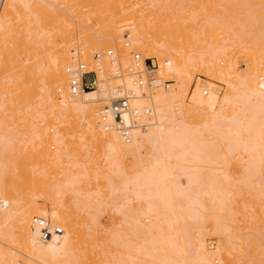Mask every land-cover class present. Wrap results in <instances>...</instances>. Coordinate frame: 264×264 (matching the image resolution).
Here are the masks:
<instances>
[{
  "label": "bare ground",
  "instance_id": "obj_1",
  "mask_svg": "<svg viewBox=\"0 0 264 264\" xmlns=\"http://www.w3.org/2000/svg\"><path fill=\"white\" fill-rule=\"evenodd\" d=\"M171 1L167 0V2ZM225 1L230 5L233 2L232 4L235 3L238 5L235 6L241 8L238 3H243V6L255 0ZM1 2L2 0L0 4ZM3 2L6 5L4 6L3 3L4 9L0 14V74L6 70L7 60L14 54V49L21 55L27 47H25L23 34L17 37L16 46H10L12 14L16 13L19 7L29 9L33 4L32 15L35 22L32 24L35 25L40 18L50 19L51 22L48 23L49 28L43 25L47 27L45 28L47 30L44 32L42 29L41 36L39 32L37 33L38 37L40 36L39 45L35 43L39 47H36V44H30L36 47L31 49L35 51L34 55L37 57L31 55L34 57L31 59H39V61L32 64L29 60L31 65L27 71L25 70L24 77L17 75L18 95L16 97L10 95L12 94L10 86H6L0 79V106L5 112L16 110L18 113V109H21L22 113L31 111L30 114L34 113L37 117L39 114L38 118L45 116L48 119L53 116L55 120L51 118L50 122L48 119L50 123L48 125L49 129L51 128L50 131L53 130L50 135L55 144L69 142L70 138L78 137V135L84 138L103 158L105 187L118 182L117 192L120 196H125L126 200L115 210L123 214L125 223L131 226L130 231L134 233V237L132 242L122 239L117 242L118 244L114 242L116 245L114 244L111 249L100 248L104 242L100 240L99 235L95 236L94 232L97 229L94 228L95 223L92 220L94 225L91 223L90 230L94 232L90 234L94 236L92 238L89 234L92 240L88 241L86 228L90 226L87 223L89 219L84 222V226H81L75 212L60 208L53 201L54 199L40 196L41 190L36 188L42 189L41 184L44 182L47 184L45 180L48 178H38L31 171L30 174L27 173L29 179L30 175L33 176L35 180L33 184L35 182V185L36 183L40 185L34 186L35 190L31 187L34 194L30 195V188V193L27 194L28 191H26L27 196H25L22 193L25 187L22 185L26 181V183L32 182L26 178V174L19 175L25 178H22L25 182L20 181L22 183L18 186L21 185V187L17 188L18 183L15 181L17 184L13 186L16 188L13 189L14 191L11 189V182L14 179L0 175V264H136L138 261H141L140 264H210V262L211 264H237L238 260L243 259L248 253L252 255V258L254 257L253 264H264V241L260 243L259 238H262L264 233L259 234L260 236L257 233L259 230L260 232L264 230L258 214L260 212L264 216L261 210L264 208V182H262L264 176L256 181V184L259 183L258 186L253 187L254 190L259 189L258 191L251 190L254 184L251 182L252 178L248 176L249 171L257 170L264 165V14H262L264 11L256 15L257 13L248 11V5L245 4L248 13L239 11L240 14L244 13L243 16L239 14V17L237 14L238 19L232 15L236 12L231 11L236 10V7H232L233 9L227 7V11L220 10L214 18L206 13L197 14L196 19L200 25L195 27L197 36L200 38L203 33L211 30L213 33L214 30L217 34L220 32L222 39L214 38L215 41H210L212 39L210 36H213L211 33L208 37L206 36L207 39L201 38L199 44L193 47L197 49L180 52L178 47L167 41L169 39L164 41L165 38H162L161 34L158 37L156 35L159 33H153L155 28L153 26L157 24L160 16L156 15L157 13L165 10L172 11L173 14H167L168 24L172 20L173 22L178 20L179 16L174 12L173 1L170 4L163 3L164 0H141L137 3L136 0L135 2L133 0H4ZM59 10L69 17L73 15L80 20L82 27L78 29V34L69 17L67 18ZM228 10L233 13H229ZM100 13L110 14V18L97 19L96 26L100 27L99 34L105 41L101 48L108 47V39L117 38L115 34L119 31H130L128 46L130 44L132 46L118 48V50L112 49L118 61H121L122 69L132 64L131 51L135 50L141 53L144 59L160 60L161 64L153 73L161 72L162 79L166 77L174 82V87L166 91L163 86L164 79L154 80L153 86L145 84L138 87L128 78V88L137 95L131 101L132 108L137 113L139 124L148 125L146 130L135 129L129 141L114 131L106 132L97 128V113L102 100L100 93L73 95L69 90L70 75L67 73V67L75 64L73 51L76 41L78 40L79 43L77 51L84 53V60L85 57L90 56L86 52L94 46L92 38L87 33L90 28L84 16L92 19L93 15ZM245 13H250V18ZM241 18L243 21H240ZM165 22L167 21H163V24ZM38 37L36 36V40ZM93 50L98 51V48ZM239 56L245 62H248L249 58L253 59V72L243 73L236 70L235 63L238 62ZM220 62L226 65L220 67ZM105 63L107 70L111 72L109 62L105 61ZM197 74L208 76L215 82L224 84L225 93L221 95V90L214 83H208L205 89L201 88L202 85L199 83L192 88L193 79ZM22 79L23 81L27 79V83L32 79L29 83H33V87L30 85L29 90H34V93L38 91L34 101L36 106L30 107V110L21 104L23 95L20 90L27 88L23 87L26 82L22 83ZM191 91V101L187 102ZM33 109L37 114L33 112ZM62 112H65L71 121L63 122ZM53 121H57L55 122L57 124L52 123ZM62 124L67 126L62 128ZM217 141H224V147L230 157L237 152V156L242 161L240 163L237 161L238 165H243L241 172L238 168L241 177H235V179L233 174L234 184L231 185L237 189L236 191L232 189L225 192L220 189V185L225 184H221L220 175H215L220 170L217 166L219 162L211 159L213 153L210 151ZM147 149L148 153L145 152ZM144 154L147 155L146 162L141 161ZM130 159H133V174L127 172ZM75 161L73 164L69 163L70 170L66 169L71 173L66 187L70 189V192L80 194L78 207L88 209L85 213L93 215V209H98L102 204L101 198L80 192L84 189L83 184L89 182L86 179L92 177L90 172L93 168L89 164L93 160ZM6 164L10 166H8L9 169H13L8 162ZM39 165L43 166V163L40 162ZM240 165L238 167H241ZM47 170L52 171L51 168ZM1 171L4 174L5 168H1ZM225 177L222 179L227 182L226 180H229L232 174L230 178ZM29 184L33 186L32 183ZM79 185L82 186L79 187ZM241 189H247L249 192L251 190L256 195V198L252 196L253 194L251 195L252 200L246 195L250 197L248 201H252L253 205L258 204L255 199L259 198V203L263 205V207L259 206L262 213L257 205L255 206L258 210L250 208L252 205L249 207L251 204L249 202H246L249 204H245V207L241 206V203L246 201V197L240 195L243 191ZM97 194L101 195V191ZM239 195L245 200L239 201ZM135 201L138 202L139 208L131 206ZM219 201L222 203L220 204ZM217 202L220 205L216 204V209L217 205L220 208L219 211L214 212L210 205ZM34 217L46 218L54 225L61 226L64 234L43 241L41 230L33 225ZM257 218H260V222L256 221ZM223 219L225 223L222 227L220 220ZM241 219L245 221L255 219L256 222H249V225L255 223L250 227L256 226V229L261 223L259 224L261 228L256 230L253 227L257 235L250 234L252 241L248 239L250 236L247 238L245 234L243 238L246 237L249 242L240 240L242 235L240 237L238 232L240 227L238 222ZM144 220H149L151 223L146 225ZM245 221L242 222L245 224ZM243 223L240 225L242 226ZM246 227L242 226L244 230ZM201 229L203 232L207 231L206 234L202 233ZM194 231H198V234ZM208 234L211 235L208 236ZM212 234L218 238L214 246L217 248L215 255H218L219 259L216 258L214 261H211L207 255L213 244H209L207 238L205 239V236L210 238ZM253 236L254 239H252ZM255 239H259V244Z\"/></svg>",
  "mask_w": 264,
  "mask_h": 264
},
{
  "label": "rangeland",
  "instance_id": "obj_2",
  "mask_svg": "<svg viewBox=\"0 0 264 264\" xmlns=\"http://www.w3.org/2000/svg\"><path fill=\"white\" fill-rule=\"evenodd\" d=\"M3 1L4 0H2V2L0 4V14H2V11L4 9L3 7L6 5L5 4L6 1L5 2H3ZM133 1L135 2V0H133ZM164 1L165 2H163V3H168V4L172 3V1H173L172 4L175 8L174 12L179 16L178 20H176V21L174 20V22L172 20L173 24H171L172 22H170V24H168L167 16L173 14L172 11L165 10V11H167V13H164L165 11H161V13H159V14L157 13L156 15H160V16L159 17L157 16L158 19H157V17H155L157 19V24L153 26V28L155 27L154 29H156V31L153 29V33L154 34L159 33L156 35L158 37L161 34L160 36L162 38L163 37L165 38L164 41L169 39L167 41L168 42L170 41L172 44H174L176 47H178L177 49H179L180 52H190L192 50L197 49V48H193V47H196L199 44V40L201 38L207 39L206 36L208 37V35H211V33H212V30H211L210 32L203 33L202 37H200V38H199V36H197L195 27L200 26L199 21H197V19H196L197 14H205L206 13V15L212 16V18H214V17H217L218 11H220V10L224 11L227 9V7H228V9H233L232 7H236L235 9L237 11L231 10V11L236 12V13H233L230 10H228V11H230L229 13H231V14L233 13L232 15L237 18V16L238 17L240 15L243 16V13L245 11L247 12V10H248V9L246 10V8H245L246 3L243 6H242L243 3L242 4L238 3L239 6L241 7V8H239V7H237L238 6L237 4H235V3L232 4L233 2H231V5H230V3H227V1H225V0H172L171 2H167V0H164ZM168 1H170V0H168ZM134 2H131V3H134ZM137 2H141V0H136V3ZM3 3H4V6H3ZM136 3H134V4H136ZM165 5H167V4H165ZM235 5H237V6H235ZM246 6L249 8L248 11L251 10L252 12L257 13L256 15H258V12H262V10L264 11V0H255L251 4L250 3L246 4ZM33 11H34V5L31 4L29 9H25V7H23V8L19 7L17 12L12 14L13 21L11 23L10 37H9L11 39L10 46H16L17 45L16 44L18 42V41H16L18 39L17 37H19V35L21 36V34H23V37H24L23 39H25V43H26L25 47L27 46L25 48L26 50L21 55H19L17 53V50L14 49V52H13L14 54L11 57H9L7 60V62L9 64L7 63L6 70L0 74L1 75L0 79L3 80L4 84L6 86L7 85L10 86V90L12 91V94H10V95L12 97H16L18 95V92H17V83L18 82H17V78H16L17 75H21L24 77L25 70L26 71L28 70V67L31 65V62H32V64H33V62L36 64V62L39 61V59H37V60L33 59L34 61L31 59L33 56H35L34 54H36L35 51L32 50L31 48L35 47L34 45L36 43L38 44V42H39L38 40L41 36L40 34H42L41 32H43V31L45 32L47 30L45 28H47V27L49 28L48 23L50 24V22H51L50 19H48L49 20V22H48L47 18L46 19L40 18L39 20L37 19V21H36L37 23H35V25L32 24L35 22V18L32 15ZM239 11H244V12H242V14H240L241 12H239ZM59 12L62 13L60 10H59ZM168 12H170V14ZM247 13H245V14L249 16L250 13L249 14H247ZM62 14L64 15L65 13L63 12ZM164 14H165V16H164ZM262 14H264V13L262 12ZM67 16L68 15H66V17ZM72 16H70V17L68 16V17H69V20L74 25L75 32L78 34V29L81 28L82 26L79 23L80 20L78 18H76L75 16H73V17ZM161 16H163L164 19ZM228 16H230V15L228 14ZM99 17L110 18V14L100 13L98 15H93L92 19H90L88 16H84V20L86 21L87 26L90 28V30H87V33L92 38V41L94 42L93 48H91V47H90V49L87 48V49H89L88 51L85 49L87 51L86 52L87 55L91 56V54L94 52V50H93L94 48L95 49L98 48V51L104 52V51L109 50V49L118 50V48L119 49L130 48V46H132L131 44H130V46H127L126 42L124 41L125 34L130 33L129 30H125L122 32L119 31V33L115 34L117 36V38L108 39V42H109L108 47L101 48L102 44H104L105 41L101 39V35L99 34L101 32L100 27L96 26V23L98 21L97 19ZM245 18L247 19L248 17H245ZM249 18H250V16H249ZM163 21H167V22H165L163 24ZM238 21L239 20H237V22ZM240 21H243V18H241ZM31 24L33 26H31ZM43 25L47 26V27H43ZM27 28H28V30H26ZM42 29H43V31H42ZM31 30L34 31V33ZM28 31L31 35H29ZM38 32L40 35L39 37L37 34ZM18 33H20V34H18ZM212 34L214 37L210 36V37H212V39H210V41H215V40H213L214 38H217L216 40L222 39L220 32H219V34H217V31L215 33V31L213 30ZM36 36L38 37L37 40H36ZM204 36H205V38H204ZM31 43L34 44L33 47H32V45L30 46ZM37 44H36V47L39 45V44L38 45ZM78 44L79 43L77 40L76 46L74 47V51L72 48V51L75 54V57H76V54L78 53V51H77V49L79 48ZM13 48H16V47H13ZM27 48H28V50H27ZM29 48L31 49V52H29L30 51ZM134 51H131V53ZM135 52H137V51H135ZM137 53H139V52H137ZM74 54H72V55H74ZM31 55H33V56L31 57ZM90 56L85 57V60L88 61ZM153 59L155 60L156 67L158 68L159 65L161 64L160 60L155 59V58H153ZM27 61L30 63H28ZM237 61L238 62L235 63V67L237 65L236 70L238 72H243V73L245 71L253 72L254 61L252 58H249V61L245 62L244 59L239 56ZM224 64H225L224 62H222V63L220 62L219 66L224 67ZM31 75H33V74H31ZM152 76L154 77L155 80H158L161 78L162 75H161V72H160V74L157 72V73H153ZM163 77H165V76H163ZM199 78H201V79H199ZM23 79H22V83L24 82V84H25V82H26V84H25L26 86L24 85L23 87L24 88L27 87V88L20 90L22 92L19 91L20 93H22L21 95H23L21 97L22 98L21 104H23L22 106H24L27 110H30V107L32 108V106L33 107L36 106V103H34V101L36 100L35 96H36L38 91L36 93H34V90H32V91L29 90V89H31L30 85L33 87V83H29L32 79H30V81H28L29 85L26 81L27 79H25L24 81H23ZM163 79L161 78V80H163V83L166 81L171 83V85H170L171 88H169L171 90L174 87V82L170 78H168L169 80L166 77ZM198 83L200 85H202L200 87L203 89L206 88V85L208 83L216 84L217 87H219V89L221 90V95L223 93H225L224 91H226V86L224 84H222L221 82H215L214 80L210 79L208 76H205V75L200 76L199 74H197L196 77L193 79L192 88H195V86H197ZM1 87H3V86H1ZM169 89H164V90L168 91ZM191 94H192V91H191L190 95L187 97V102L191 101ZM29 101H30V103H29ZM32 104H35V105H32ZM15 107L16 106L14 105L13 108H15ZM20 107H21V105H20ZM18 110L21 113H19V112L17 113L16 110L13 112H11V111L5 112L3 110V107L0 106V175H2L3 177L9 176L8 178L11 177V180L14 179V181L11 182V185H12L11 189L15 190L16 188H14L15 187L14 185H16L18 183L16 185V187L18 188V187H21V185L18 186L19 184H21L22 182H25V180L22 179L24 177L21 178L19 175L25 176L24 174H26V178H28L27 176L32 172L33 175L36 174L38 176V178H41V179L48 178L45 180L47 184H45L44 181H42L44 183H42L40 181L42 183L41 184L42 189L36 188V190L37 189H39V191L41 190L40 191L41 197L50 198L51 200L54 199L53 201H55L57 203V205H59L60 208H62V209L64 208L66 210H70L72 212H75L76 217L80 221L81 226H84V222L89 219V221H87V223H89L90 226L88 225L89 227L87 226V228H86V230H88V233H87L88 238L86 236L88 241H89V239L91 241L93 236H94L93 234L92 235L90 234V232L91 233L94 232L93 230H90V228H91V225L92 224L94 225V223H95L94 228L96 227V229H97L94 232L95 236L99 235L101 238L100 240L104 242L103 245L101 244L102 246H100V248L102 247L104 249L106 247L105 250L111 249V247L114 246V244L116 245V243L121 239L126 240V242H128V241L132 242V239L134 237V233H132L130 231L131 226L129 224L125 223V218H124L123 214L117 213L115 210L117 206L122 205L123 202L126 200L125 196H123V195L120 196L119 195L120 193L117 192L118 182H116V183L114 182L109 187H107L108 185L105 187V185H104L105 180L103 177V158H102V156L99 153H97L96 150L92 149L90 144L84 138L80 137V135H78V137L70 138L69 142L66 141V142H61L58 144L53 143V141H52L53 139L50 135V133H53V130L50 131L51 128L49 129V125H50L49 120L51 122V118L53 116L52 117L48 116V117H51V118H48L49 120L45 116L42 117V115L40 117H42L43 119L38 118L39 114H37L33 109V112H35V114L38 115V117H37L33 113V115L36 117L35 118L33 115L30 114V113H32L31 111L30 112L27 111L28 112V114H27L26 111H25L26 113L24 111H23L24 113H22L21 109H18ZM62 114H63V116H62L63 122H65L67 120L71 121V119L68 118V116L65 112H62ZM44 117L47 120L44 119ZM53 120H55V119H53ZM47 121H48V123H47ZM55 122H57V121H55ZM55 122L53 121L52 123H55ZM55 124H57V123H55ZM51 126H53V125H51ZM64 126L66 127L67 124H62V128ZM213 145L214 146L210 148L211 153H213V155L211 156V159L219 162V164L217 166H218V169H220L219 172L215 175H218V176L220 175L219 180L223 181V182L221 181V184L226 185V187H225V185H220L221 186L220 189L221 190L223 189L222 191H225V190L231 191L232 189L236 191L237 189L232 185L234 184L233 180L235 177L236 178L241 177L240 172L242 170H240V169H242L243 165L241 166L239 164L241 167H238L239 166L238 162L240 163L241 159L237 156V152H235L233 154V156L230 157V154L227 152V149H225V147H224V145H225L224 141H217ZM148 151H149L148 149L145 150V152H147V153H148ZM84 154L86 155L85 157L82 156ZM144 155L142 156L143 158H141V161L146 162L147 155H145L146 158L144 157ZM87 159L93 160V162L91 164H89V166H91L93 168L90 172V174H92V177L90 176V178L86 179L87 182L88 181L90 182V184H89V182L87 184L82 183L84 186V189L80 192H81V194H90V195L93 194L92 196H97V197L99 196L102 200L101 206L98 207V209L97 208L93 209L94 210L93 215H87L85 213L88 211V209H80L78 207V205L80 204L79 200H78V197H80V194H77L75 192L74 193L70 192L69 191L70 189L68 190L66 187L67 180H68L69 176L71 175L70 171L68 172L66 169L68 168V170H70L71 169V168L69 169L70 164L71 163L73 164V161H75V160L77 161V160H87ZM6 162H8V164H10L13 169H9L10 166L7 165ZM40 162L43 163V166L39 165ZM232 165H234V166L232 167ZM3 167L5 168V171H4L5 175L1 171V168H3ZM234 167H236L234 169L235 171L232 170V168H234ZM49 168H51L52 171L49 172L47 170ZM133 168H134L133 159H130L128 162V165H127V172L129 174H133L134 173ZM238 168H239L240 172L238 171ZM26 170H28V171H26ZM11 173H12V175H11ZM27 173H29V174L27 175ZM231 174H232V177H231ZM233 174H234V178H233ZM238 175H239V177H238ZM224 176H226L225 177L226 179L228 177L229 178L231 177V178L229 180L227 179L226 180L227 182H224L225 179H222V178H224ZM248 176H250L252 178L251 182L255 185V186L254 185L251 186V188H252L251 190L253 191L254 188L256 186H258L257 184H259L258 182L256 184V181H258L259 179H262L264 176V165L260 168H257V170L249 171ZM29 177H30V179L29 178L28 179L32 180V182L28 181V183H26L27 182L26 181L25 182L26 184L23 183L22 186L27 189L26 190L25 188L24 189L21 188L23 194H25L26 191H28L27 194H29L31 187L34 188V186L37 187V185H40L39 183H36V185H35V182L33 184V181H35L32 178L33 176L30 175ZM259 177H261V178H259ZM49 178L51 179V181ZM15 181L17 182L16 184H15ZM20 181H22V182L20 183ZM47 181H50V182L48 183ZM262 182H264V179H262ZM29 183H32L33 186H31V184H29ZM227 183L229 184V186ZM24 185H26V186L29 185L30 187L29 186L26 187ZM261 185H263V184H261ZM81 186L79 185V187H81ZM231 186H232V188H231ZM38 187H40V186H38ZM222 187H224V188H222ZM259 187L261 188L260 185H259ZM33 190H35V188ZM33 190L31 188V194L30 195H32ZM241 190H243V191H242V194L240 193V195L243 197L244 196L246 197V195L251 197V195L253 194V192L251 190H250L251 193L247 189H241ZM244 190H246V191H244ZM258 190H256V191H258ZM100 191H101V195H98L97 193ZM230 191H228V192H230ZM246 192H248L250 195ZM263 192H264V190H263ZM95 193L97 195H95ZM52 195L54 198L52 197ZM240 195L238 197L239 201H244L245 197L241 199ZM25 196H27V195L25 194ZM252 196L255 197L256 195L253 194ZM250 197H246V201L241 203L242 207L243 206L245 207V204H246V202H249L248 199ZM257 198H258V196H257ZM252 199L253 198L251 197V200ZM258 199H255V201H257L258 204L255 203L253 205L252 201H250L249 203H251V204L248 203L249 207L252 205V207H250V208H254L255 210L256 209L258 210V207L259 206L261 207V205H262L261 203H259L260 200L258 201ZM219 202L213 203L210 205L212 211H214V212L219 211L220 207L218 208V206L222 203V202H220V204H219ZM228 202H230V200H228ZM253 202H254V200H253ZM216 204H219V205H217V209H216ZM248 204H246V205H248ZM255 205H257L258 207ZM131 206L137 207V208L140 207L137 201L133 202L131 204ZM221 206L223 207V204ZM260 207H259V210L261 209ZM262 207H263V205H262ZM261 210L264 212V208H262ZM251 211H252V209H251ZM262 211H261V213H262ZM222 214H224V213L222 212ZM258 214L260 215L261 220L264 222V216H262L260 214V212ZM262 214H264V213H262ZM91 220L94 223H92ZM93 220H95V221H93ZM149 220H144V223L146 225H149L151 223ZM241 220L243 222L245 221L243 219H241ZM241 220L239 221L240 223L238 222V226H240V227H238L239 228L238 232H239L240 237L242 235V237H241L242 239L239 237L240 240H246V237H244L245 239L243 238L244 234H245V236H247V238H248V236H250V234H256L255 233L256 230L261 228L259 224L262 223V225H263L262 229L264 228V223L261 221V223L258 224L259 227L257 229L255 228L256 226H253L254 229H256L254 231L253 227L251 226L252 227L251 228L250 225L251 224L253 225L255 223H251L249 225V222H254L255 219H252V221H251V219H249V221L246 220V221H248V223L245 221V224ZM256 221L260 222V218H257ZM220 222H222L221 225L223 227L225 220L224 219L222 221L220 220ZM87 223H85V224H87ZM241 223H243L245 225L244 226L242 224L243 228H245L247 225H248L247 227H249V228L247 229V227H246V229L244 230L242 228V226L240 225ZM192 230H195V229H192ZM206 230H208V229H206ZM97 231H99V233ZM198 231H199V229H198ZM198 231H194V232L197 233ZM253 231H254V233H253ZM201 232L206 234L205 232H207V231L203 232V230H202ZM257 233H258V235L262 234V233H264V230H263V232H262V230H261V232L259 230V231H257ZM89 234L92 236V238H89L90 237ZM209 235H211V234H208V236ZM208 236H205V239L207 238L206 239L207 242H209V244L212 243L213 246L211 245L212 249L207 255L210 257L211 261L212 260L214 261L216 258L219 259L218 255H215V251L217 250V248H215V246H214V244L218 242V238L216 236H214L213 234H212V237H210V238ZM258 237H256V238H258ZM254 238L255 237L253 236L252 239H254ZM259 238H260V243H263L262 241H264V240H261V239L262 238L264 239V234H263L262 238L261 237H259ZM248 239L250 241H252L251 236ZM248 239L246 241H248ZM255 240H257V239H255ZM257 241H258V243H257ZM257 241H256V243L259 244V239ZM114 242H116V243H114ZM105 243H106V245H105ZM84 246L86 247V245H84ZM117 246H116V248L119 247V246L118 247ZM114 249H115V247H114ZM108 251H110V250H108ZM250 255H249V253L246 256L244 254L243 256H245V257H243V259H241V260H238V263L237 262L236 263L237 264H242V263L244 264V261H245V264H253L254 257L252 258V255L251 256ZM136 258H137V256H136ZM247 260H248V262H247ZM138 262H139V264L141 263V261H138ZM138 262L136 264H138ZM220 263H221V261H220ZM107 264H109V263H107ZM210 264H211V262H210ZM217 264H219V263H217Z\"/></svg>",
  "mask_w": 264,
  "mask_h": 264
},
{
  "label": "built area",
  "instance_id": "obj_3",
  "mask_svg": "<svg viewBox=\"0 0 264 264\" xmlns=\"http://www.w3.org/2000/svg\"><path fill=\"white\" fill-rule=\"evenodd\" d=\"M124 41L128 46L130 35L125 34ZM75 64L67 67L70 75L69 90L73 95L98 92L101 95V106L97 113L96 126L106 132H116L129 141L135 129L146 130L147 124H139L137 113L132 108L131 101L137 95L127 86L129 80L136 86L145 84L153 86L154 77L151 73L156 70L153 58H143L141 53L132 52V64L122 69L114 50L94 51L89 60H84V53L78 52L73 58ZM105 61L111 67L106 68ZM171 83L166 81L163 86L170 88ZM149 113V112H147ZM33 225L41 230L43 241L51 240L54 236H62L64 229L54 225L42 217H34Z\"/></svg>",
  "mask_w": 264,
  "mask_h": 264
}]
</instances>
